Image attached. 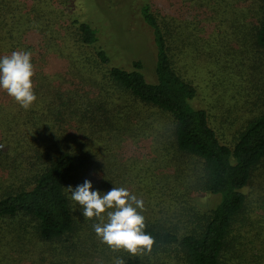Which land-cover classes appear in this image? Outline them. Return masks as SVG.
Instances as JSON below:
<instances>
[{
	"label": "rangeland",
	"instance_id": "obj_1",
	"mask_svg": "<svg viewBox=\"0 0 264 264\" xmlns=\"http://www.w3.org/2000/svg\"><path fill=\"white\" fill-rule=\"evenodd\" d=\"M150 1L156 15L169 19L172 64L180 77L196 87L193 106L206 111L220 142L232 145L236 133L258 111L252 106L256 85L250 74V60L233 62L220 57L217 51L234 43L224 35L231 32L226 21L232 7L235 16L232 13L231 18L238 23L242 24L244 17L253 21L257 0ZM138 3L0 0V57L30 51L35 72L32 81L40 85L39 93L48 94L57 85L68 88L73 82L81 96L86 92L83 101L98 100L106 109L98 124L103 130L92 135L97 129L87 124L68 122L54 128L43 118L45 110L39 104L47 97L35 101L34 127L19 116L12 121L13 134L4 127L6 122L0 125L1 145L5 147L2 151L8 155L3 158L1 174L8 175V168L18 165L21 154L20 158L28 156L31 147L43 145L58 133L63 145L82 149L88 158L86 171L71 182L73 189L85 180L91 182L92 190L101 193L125 187L144 200L146 223H159L182 235L196 228L217 202L201 187L202 161L177 152L171 132L166 130V117L108 83L106 68L97 70L88 65L94 63L91 51L81 48L68 34L73 20L90 24L97 33V45L110 60L109 66L131 69L132 62L139 61L144 80L152 84L155 49L150 30L139 16ZM0 104L8 107L10 114L1 110L0 120L15 115L14 102L3 90ZM16 109L18 115H27L18 103ZM5 132L9 135L3 137ZM244 193L248 206L236 221V225L242 221L244 227L233 232L231 238L240 234L236 255L245 253L246 264H264V164L255 170ZM68 196L80 234L76 252L71 258H63L61 264H113L114 258L123 253H113L100 243L92 227L96 221L86 219L70 192ZM172 252V260L166 264H184L177 251ZM54 263L48 243L29 234L20 236L18 225L12 221L0 224V264Z\"/></svg>",
	"mask_w": 264,
	"mask_h": 264
},
{
	"label": "trees",
	"instance_id": "obj_2",
	"mask_svg": "<svg viewBox=\"0 0 264 264\" xmlns=\"http://www.w3.org/2000/svg\"><path fill=\"white\" fill-rule=\"evenodd\" d=\"M139 2V16L150 30L155 49V81L152 84L144 80L139 61L132 62L131 69L109 66L110 60L97 45V33L90 24L73 20V29L69 28L68 34L75 37V43L81 48L91 51L94 63L88 65L97 70L106 68L108 83L166 117V130L171 132L175 150L202 161L201 187L216 197L217 202L196 228L182 235L159 223H146V232L155 240L152 251L140 257H129L126 253L119 256L125 264H166L172 260L175 249L184 264H246L245 253L236 255L235 244L239 242L240 234L231 236L244 227L242 221L236 225L248 206L244 190L255 170L264 164V0H257L254 20L244 17L242 24L231 18L232 7L226 21L231 32L222 34L234 43L217 51L220 57L233 62L247 63L250 60V74L256 85L252 106L258 111L236 133L230 146L220 142L206 111L193 106L196 87L180 77L173 67L169 19L156 15L150 0ZM32 83L36 101L47 97L43 104H39L45 110L43 118L54 128L76 122L96 128L92 135L103 130L98 124L106 114L105 105L98 100L83 101L86 92L81 96L75 83L68 88L57 85L55 89H49L48 94L39 93L40 85ZM12 100L15 115L0 120V125L6 122L4 127L13 134V119L17 121L19 117H25L34 127V107L24 110L27 115L20 116L16 112L17 102ZM0 108L10 115L8 107L0 104ZM104 117L108 120L107 115ZM56 134L47 138L43 145L31 147L28 156L20 158L21 154L17 158L18 165L14 163L8 168L9 176L1 174L3 158L8 155L2 151L5 147L0 139V224L12 221L18 225L20 236L29 234L48 243L56 260L54 264H61L63 258H71L76 252L80 234L67 188L77 175L86 171L88 158L82 149L63 145V137ZM8 135L3 134V137Z\"/></svg>",
	"mask_w": 264,
	"mask_h": 264
},
{
	"label": "clouds",
	"instance_id": "obj_3",
	"mask_svg": "<svg viewBox=\"0 0 264 264\" xmlns=\"http://www.w3.org/2000/svg\"><path fill=\"white\" fill-rule=\"evenodd\" d=\"M31 58L32 53L25 50L0 57V90L24 110H29L37 99L33 90L35 72ZM67 190L71 199L82 207V215L96 221L92 225L96 238L113 253L140 257L152 251L155 240L146 232L142 198L125 187H112L107 193L92 190L89 180L75 189L69 186ZM113 264H125V260L117 256Z\"/></svg>",
	"mask_w": 264,
	"mask_h": 264
}]
</instances>
